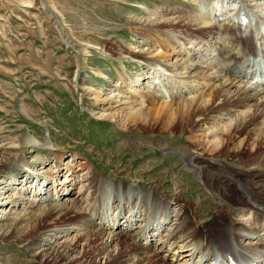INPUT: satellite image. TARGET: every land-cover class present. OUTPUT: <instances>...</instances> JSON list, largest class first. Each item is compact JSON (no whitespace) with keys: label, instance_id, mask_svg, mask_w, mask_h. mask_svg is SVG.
Here are the masks:
<instances>
[{"label":"rangeland","instance_id":"374dc122","mask_svg":"<svg viewBox=\"0 0 264 264\" xmlns=\"http://www.w3.org/2000/svg\"><path fill=\"white\" fill-rule=\"evenodd\" d=\"M256 1L264 0H228L234 4L232 7L227 1L222 2L224 8H231L221 14L214 9L221 0H0V264H49L47 258L37 259L30 251L28 245L32 239L27 237V230L15 228L14 220L26 210V205L13 206L11 199L18 196L27 202L36 196L35 190L39 187L44 192L42 199L53 193L60 200L75 198L86 206L92 192L86 189L87 181L81 178L88 175V170L96 174L95 184L100 187L94 196L96 214H92L91 220L106 227L115 221L113 226H120L124 231H127L124 229L127 223L132 222L130 226L136 231L143 229L140 237L143 243L159 245L163 241L162 248L157 249L161 257L173 264H184L190 258V253L184 255L189 252V246L178 247L166 236L178 223L176 216L187 209L195 224L206 226L224 202L216 191L202 185L192 171L186 157V151L192 148L187 144V133L179 130L161 133L145 123L132 126L134 122H129L125 128L122 126L125 111L120 106L134 100L132 109L141 107L144 95L156 98L155 101L186 98L193 95L191 89L197 84L190 87L188 80L183 82L186 78L181 77H186V69L166 70L152 63L140 64L135 61L137 58L129 57L127 51L165 52L160 46L165 36L150 35L147 40L138 27L151 20L196 16L207 25H213L210 31L218 33L211 41L182 33L177 37L181 42L178 45L175 42L173 49L165 53H169V61L194 58L193 53L184 57L180 48L186 46L193 52L198 46L204 53L211 52L210 56H222L216 67H207L210 66L207 61L198 68H203L201 72L207 71V74L211 71L218 74L217 69L234 64L235 59L229 56L238 52V58L244 57L237 65L244 69L249 62L250 69L256 73L253 78L247 76V81L252 84L262 81L264 8L259 6L257 10ZM232 19L244 24L232 25ZM231 26L239 35L242 32L241 36L252 38L243 54L241 41L235 45L228 41L227 30ZM204 34L200 36L207 38L209 33ZM117 48L125 52V59L116 57ZM244 58L248 59L245 63ZM180 71L183 73L179 74ZM219 75L224 79L229 76L225 71H220ZM239 78L246 80L240 76L235 79ZM115 110L118 111L115 119L109 118V113ZM232 113L214 116L211 125L203 126V134L211 129L220 134L236 112ZM240 159L231 161L239 163ZM85 163L87 168H83ZM46 171H51V175H45ZM73 175L75 181L69 182L64 190L66 194H61L62 184ZM226 176L218 166L207 172L211 183ZM258 179L264 184V177ZM154 193L156 200L168 203L166 212L161 205L154 206ZM114 194L120 197L119 202L109 199ZM124 194L129 197L125 204H129L128 208L137 206L141 197L146 200L145 216L148 215L149 224L152 223L150 228L145 230L148 218L132 215L136 208L124 209L122 218L117 215L119 206L127 202ZM131 194L140 195L136 204L130 203ZM163 213L172 215L173 219L161 226L157 218ZM228 216L238 220L235 210ZM134 217L137 218L134 220ZM14 228L17 233H12ZM80 231H70L64 236L70 238ZM65 237L57 240L63 241ZM199 241L192 245L202 246ZM185 243L180 241L178 245ZM83 245L84 241H80L77 252ZM203 253L211 254L210 250ZM199 255L187 263L203 264L201 259L207 255ZM97 261L103 263L101 258Z\"/></svg>","mask_w":264,"mask_h":264},{"label":"bare ground","instance_id":"6f19581e","mask_svg":"<svg viewBox=\"0 0 264 264\" xmlns=\"http://www.w3.org/2000/svg\"><path fill=\"white\" fill-rule=\"evenodd\" d=\"M226 1L228 2V0H221L220 4L216 3L214 9L221 14H225L226 9L229 11V8L234 6V4L232 5L228 2L231 7L224 8L226 6L223 7L222 2ZM255 4L257 5L255 6L257 10L259 6L260 9L264 8L262 6L264 1H256ZM250 10L253 11L252 9ZM211 12L215 11L212 10ZM187 16L180 15L175 18H164L159 22L151 20L145 25L141 24L138 28L140 32L145 34L146 39L150 35L151 37L155 36V38L165 36L166 40H161L160 46L166 51L170 48L173 49L175 42L177 45L181 42L177 37L182 33H188L194 38L200 37V40L203 41L204 39L211 41L215 37L214 34L218 33L217 30L216 32L210 31V29H213V25H207V23L200 21L201 19L199 20L196 16V18ZM231 21L232 25L241 26L239 21L236 22L233 19ZM231 27L227 30V34L230 36L228 41L234 45L238 40L241 41L240 50L243 54L246 51V47L251 43L252 38L241 36L242 32L239 35L236 32V28L234 26ZM207 32L209 34L206 36L209 39L200 36V34ZM262 39L264 43V36ZM184 47L180 48L183 56L193 53V57L195 56L194 58H199L201 61L194 58H181L169 61V53L166 55V51H158L163 54H157V51L154 54H150V50L149 52L127 51L129 57L137 58L138 60L135 61L140 64L148 65L152 63L155 66H164L166 70L186 69V77H181L182 79L186 78L183 79V82L188 80L186 83L190 84V87L194 83L197 84V87L194 85L196 88L193 87L194 89H191L192 91L194 90L192 96H185L186 98L180 99L179 94V99L177 100L167 101L160 99L161 101H155L156 98L144 95L142 104H139L141 107L139 106L136 109H132V105L135 104L134 100L123 102L124 104L120 106L121 110L125 111L124 116H122L124 117L122 126L128 128L129 122H134L132 126L135 127L139 123H145L150 128L156 127L161 133H170L172 130L187 133V144L192 148H188L186 157L188 163L193 167L192 171L200 178L202 185L216 191L219 199L225 203L221 204L220 210H216L214 219L206 226L201 227L195 224L194 217L187 212V209H185L184 213L176 216L178 223L167 232L166 236L172 239L173 244L178 247L189 246V252L184 254L189 255L190 253L188 260L195 255L206 254V258L201 259L203 264L208 261L209 264H264V184L261 179H258L259 176L264 177V80L256 81L254 84L247 81L248 77L253 78L256 73L253 69H250L249 62L246 63L247 66L245 65L246 68L244 69L237 65L240 59L244 57L240 56L238 58V52L229 56L235 59L234 64L231 66L225 65L224 68L217 69L216 72L218 74L214 71L208 74L206 73L207 71L201 72L203 68L201 70L198 68L205 64L204 62L208 61L210 66L207 67L209 68L216 67L221 63L219 61L222 60V56H219L220 54L216 57L210 56L211 52L204 53L198 46L194 47L193 52L186 46ZM115 51L117 58L125 59V56H123L125 52L121 48H117ZM237 58L239 59L238 61ZM246 61L248 59L244 58L243 63ZM219 70L225 71L229 76L225 79L222 78L219 75ZM182 73L181 71L179 72V74ZM261 74L262 72L258 75ZM239 76L245 77L246 80L244 81L240 78L236 80L235 78ZM205 85H208V87L203 88L202 86ZM184 91L186 94V90ZM116 110L109 113V118L115 119V113H118ZM232 111L236 113H232L233 116L231 117L229 116L230 121L225 123L226 129L224 128L220 134L213 131V129L209 133L203 134V126L212 123L214 116L228 114ZM184 150L187 149L185 148ZM237 157L241 158V161H238L239 163L231 161L232 158ZM86 164L83 168H87ZM216 166L222 168L227 173V176L218 182L211 183L208 181L207 172ZM48 173H45V175L50 176L51 171ZM86 173L88 175L82 176L81 179L87 181L86 189H91L92 192L90 203L86 206H83V203L77 199L75 200V198L69 199V201L60 200L53 193L52 195L51 193L46 194L44 199H42L44 192L40 191L39 189L41 188L39 187L35 190L36 196L27 199V202H24V198L18 196L11 199L13 206L26 205V210L14 220V224L18 230H22V228L27 230L25 232L27 237L32 239V243L28 247H30L34 257L37 259H44L45 257L48 259L49 264H101L97 261L98 258L103 259L102 264H173L171 260L159 255L157 249L158 246L162 248L163 241L159 245L143 243L140 238L143 235V229L140 232L136 231L133 225L130 226L132 222L127 223L124 228L127 231H124L120 226H113L115 221H112L111 226L106 227L105 225L99 226L100 222L91 220L92 214H96L94 196H96L95 194L100 190V187L95 184L97 181L96 174L91 173L90 170ZM71 174L70 176H72ZM67 181L66 184H62L61 194H66L64 190L67 189L69 182L75 181V175ZM212 184H215V186ZM122 188L125 190V185L122 184ZM131 196L132 201L130 203L134 202L136 204L140 195L131 194ZM153 196L155 197V199L153 198L154 206L159 207L161 205L162 210L164 209L166 212L168 203L156 200L155 193ZM63 197L64 195H62ZM125 198H127V202L119 206L118 216L123 217L121 212L124 209L129 211L136 208L134 214H132L133 216L143 215L144 220L148 218V215L145 216L148 208L143 197L140 198L141 202L137 206L132 205L130 208H128L129 204L125 206L129 197L125 196ZM109 199L119 202L120 197L114 194L109 196ZM44 202L47 203L43 204ZM91 202L94 203L91 204ZM231 210H235L236 215H238L237 221L229 218L228 214L231 213ZM135 218L137 217H134V220ZM171 219H173L172 215L167 213H163V216L160 215L157 218L161 226ZM245 222H248V225ZM145 224V230L150 228L149 225L152 223L149 224V218L145 221ZM15 228L12 233L16 232ZM77 230L81 231L70 238L64 236L70 231L73 233V231L77 232ZM59 237L65 238L63 241H59L57 240ZM178 239L186 243L178 245V242H180ZM198 240H200L199 242L202 243V246L192 245ZM80 241H84V245L82 250L77 252L76 248ZM208 250H210V255L203 253ZM70 255L73 256L70 257ZM214 258H216L215 262ZM187 261L184 264H188Z\"/></svg>","mask_w":264,"mask_h":264}]
</instances>
